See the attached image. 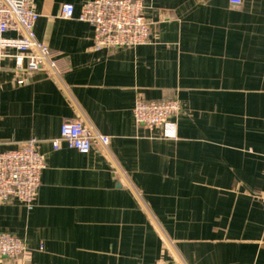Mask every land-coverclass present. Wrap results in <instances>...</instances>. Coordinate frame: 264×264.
Masks as SVG:
<instances>
[{
  "label": "crops",
  "instance_id": "0c3cea01",
  "mask_svg": "<svg viewBox=\"0 0 264 264\" xmlns=\"http://www.w3.org/2000/svg\"><path fill=\"white\" fill-rule=\"evenodd\" d=\"M86 1L33 0L55 72L0 56V148L37 138L46 160L32 209L0 202V231L32 264H264V0H144L150 41L99 50L59 16ZM137 98L181 112L150 129ZM76 115L108 144L53 149Z\"/></svg>",
  "mask_w": 264,
  "mask_h": 264
},
{
  "label": "built area",
  "instance_id": "2783aa9c",
  "mask_svg": "<svg viewBox=\"0 0 264 264\" xmlns=\"http://www.w3.org/2000/svg\"><path fill=\"white\" fill-rule=\"evenodd\" d=\"M240 5L242 0H229ZM144 0H88L80 13L74 15V6L64 3L60 7L62 19H77L93 28V47H134L150 41V28L144 18ZM38 14L33 0H0V56L15 52L18 67L27 60V69L56 71L55 60L47 46L36 39L34 26ZM15 32L8 37L7 32ZM181 104L177 99L145 100L137 98L132 110L135 122L147 128L160 127L177 117ZM94 141L106 146L107 136L93 133L79 116L65 119L59 137L51 139L53 149L65 145L82 154L90 152ZM39 140L30 138L15 149L0 148V202L15 199L20 205L32 209L40 187L42 170L46 166L39 150ZM264 208V194L260 195ZM8 258L18 264H32L31 255L22 238L8 231H0V259Z\"/></svg>",
  "mask_w": 264,
  "mask_h": 264
}]
</instances>
